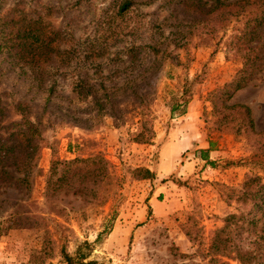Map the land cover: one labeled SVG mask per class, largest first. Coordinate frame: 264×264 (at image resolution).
<instances>
[{
    "label": "rangeland",
    "instance_id": "374dc122",
    "mask_svg": "<svg viewBox=\"0 0 264 264\" xmlns=\"http://www.w3.org/2000/svg\"><path fill=\"white\" fill-rule=\"evenodd\" d=\"M131 1L121 17V0H0L2 14L39 17L58 32L67 55L46 67L42 87L18 65L2 78L0 101L27 103L40 148L25 183L0 180V264H64L62 252L83 263L207 264L211 232L238 210L228 190L247 177L264 184V147L217 123L209 102L241 67L226 43L252 11L203 24L193 7ZM257 74L230 103L247 106L262 132ZM19 119L6 106L0 132ZM199 140L212 144L205 160ZM94 155L108 172L91 186L94 199L45 197L51 164Z\"/></svg>",
    "mask_w": 264,
    "mask_h": 264
},
{
    "label": "trees",
    "instance_id": "16d2710c",
    "mask_svg": "<svg viewBox=\"0 0 264 264\" xmlns=\"http://www.w3.org/2000/svg\"><path fill=\"white\" fill-rule=\"evenodd\" d=\"M163 1L167 5L177 2L199 10L203 17L199 22L203 24L213 21L219 25L228 18L252 11L226 43L240 60L241 67L228 82L209 94V102L213 114L219 118L217 123L229 125L227 127L243 133L254 145L264 147V131H255L250 109L230 103L234 93L256 80L257 73L264 70V43L261 42L264 39V0H205L198 7L191 0ZM132 5L131 0H121L117 15L122 17ZM58 40L59 33L46 32L39 17L31 19L16 11L3 14L0 11V85L4 74L18 65L19 68L26 67L36 86L42 87L45 75L48 76L46 67L57 70L56 65L63 64L67 57L59 52ZM48 92L51 94V87ZM3 103L0 101V112L9 106L20 119L1 127L0 180L20 185L25 183L27 173L38 157V127L28 119L29 109L24 100ZM199 154L201 159H206L205 151L201 150ZM140 171L141 179L152 178L148 170ZM107 177V163L99 155L74 158L60 168L51 164L45 180V197L72 190L73 194L94 199L96 191L91 186L102 184ZM228 192V200L235 202L238 210L227 214L221 226L211 232L207 264H264V184L257 177H247L239 189ZM62 258L64 264H96L93 261L83 263L82 257L71 258L64 252Z\"/></svg>",
    "mask_w": 264,
    "mask_h": 264
},
{
    "label": "crops",
    "instance_id": "0c3cea01",
    "mask_svg": "<svg viewBox=\"0 0 264 264\" xmlns=\"http://www.w3.org/2000/svg\"><path fill=\"white\" fill-rule=\"evenodd\" d=\"M191 143L192 142H190V146H191ZM198 143L199 144L196 146V148L203 149V151L212 147L211 142H202V140H199ZM207 153L210 154L212 152H211V150H208Z\"/></svg>",
    "mask_w": 264,
    "mask_h": 264
}]
</instances>
